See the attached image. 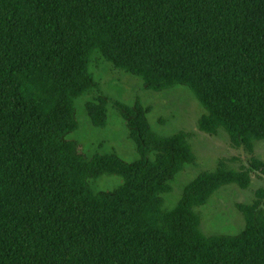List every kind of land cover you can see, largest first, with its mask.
Masks as SVG:
<instances>
[{
	"label": "trees",
	"instance_id": "1",
	"mask_svg": "<svg viewBox=\"0 0 264 264\" xmlns=\"http://www.w3.org/2000/svg\"><path fill=\"white\" fill-rule=\"evenodd\" d=\"M96 52L146 91L187 89L202 133L249 155L264 143V0H0V264H264V190L237 206L234 236H205L194 211L224 187L246 190L264 162L219 161L167 211L196 161L188 133L161 136L139 103L115 102L136 161L88 158L70 138L77 100L97 88ZM108 104L85 103L93 128ZM104 176L121 183L95 191Z\"/></svg>",
	"mask_w": 264,
	"mask_h": 264
},
{
	"label": "rangeland",
	"instance_id": "2",
	"mask_svg": "<svg viewBox=\"0 0 264 264\" xmlns=\"http://www.w3.org/2000/svg\"><path fill=\"white\" fill-rule=\"evenodd\" d=\"M97 88L76 102L78 130L70 136L79 143L87 157L95 153L116 154L125 162L137 160L135 146L129 141L124 122L113 103L127 106L139 103L147 109V118L152 130L164 137L178 132L188 133L189 143L196 161L178 174L171 184L172 191L164 196L163 209H173L181 197L183 188L198 174L213 171L219 161L230 169L239 171L250 167L251 159L264 162V143L255 142L253 154L242 149L233 148L227 135L219 132L216 136L202 133L197 121L204 114L191 93L176 87L161 93L144 90L138 78L117 71L105 63L96 52L89 66ZM98 97L109 100L107 105V126L105 129L92 127L84 109L85 103ZM251 182L246 190L237 186H227L210 197L207 204L194 211L200 217V230L207 236L237 235L244 227L238 205H250L255 199L257 190H264V175L261 172L251 173ZM120 178L104 176L92 184L95 191L113 190L120 185Z\"/></svg>",
	"mask_w": 264,
	"mask_h": 264
}]
</instances>
